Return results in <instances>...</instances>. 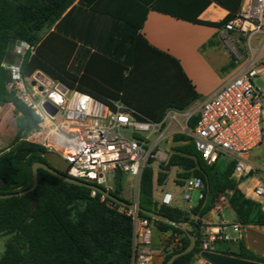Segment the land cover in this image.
Segmentation results:
<instances>
[{
	"label": "trees",
	"instance_id": "1",
	"mask_svg": "<svg viewBox=\"0 0 264 264\" xmlns=\"http://www.w3.org/2000/svg\"><path fill=\"white\" fill-rule=\"evenodd\" d=\"M84 1L75 5L77 0H0V64L10 60L15 46L27 43L35 47V53H27L23 60L24 76L41 71L102 102L121 101L140 121L162 122L168 110L186 111L200 99L179 62L152 47L140 34L147 4L152 0H131L144 10L141 19L106 13L109 19L102 18L97 30L106 33L62 30L63 23ZM212 3L228 11V15L220 22L199 20V15ZM152 4L161 13L221 30L239 16L243 0H193L186 14L166 10L160 2ZM91 11L98 12V4ZM54 25V30L42 37V32L50 31ZM4 103H12L18 115L15 143L0 152V195H10L32 187V166L47 163L48 151L24 139L38 126L32 112L10 92ZM198 119V115L190 119V129L195 128ZM172 140L179 146L173 149L162 171L177 168L179 185L183 180L200 178L205 186L204 200L198 201L199 206L190 212L154 201V189L164 184L167 174L159 172L155 178L154 160L150 159L141 177L139 204L191 227L190 234L195 235L197 245L174 264H195L200 259L205 239L202 220L215 210L222 196H226L239 224L264 228L260 204L240 189L244 179L233 178V162L221 173L217 163L208 165L203 160L191 137L175 134ZM115 194L121 198L122 187L116 188ZM119 207L109 199L102 202L100 194L92 197L91 190L40 169L35 190L0 199V236L12 235L0 264H131L133 225L128 216L118 211ZM142 216L156 230L183 235L182 245L168 254L163 264L189 246L190 240L182 230ZM216 253L264 264V257L250 251L244 239L238 241L236 252Z\"/></svg>",
	"mask_w": 264,
	"mask_h": 264
},
{
	"label": "built area",
	"instance_id": "2",
	"mask_svg": "<svg viewBox=\"0 0 264 264\" xmlns=\"http://www.w3.org/2000/svg\"><path fill=\"white\" fill-rule=\"evenodd\" d=\"M221 30L236 32L238 38L246 39L250 52L255 51L253 38L264 36V0H243L239 16ZM258 50L259 55L247 58L238 72L198 108L190 113L170 109L159 123L140 121L121 101L102 102L41 71L24 76L23 60L27 53H35V47L27 43L14 47V56L19 61L5 63L9 75L7 90L38 119L37 129L24 139L58 154L71 166V176L75 179L113 193L115 177L120 171L122 176L136 177L140 185L150 159L168 163L169 152L159 144L169 138L170 130L180 128L181 134L193 139L208 165L226 157L235 164L234 179L241 181L253 176L252 193L248 197L260 204L264 214V183L251 160L252 153L264 147V41ZM194 115L199 119L195 128L190 129L189 121ZM154 135L158 139L153 143ZM178 171L173 167L166 172L159 204L172 207L178 199L189 204L194 191L198 192V201L204 200L203 181L193 177L179 185L174 177ZM172 187L180 189V193H175ZM97 194L91 190L92 197ZM106 199L101 195L102 202ZM118 211L128 216L133 225L131 264H152L154 225L138 210L120 206ZM231 228L238 237L227 234L223 225L206 233L203 252L216 253V244L220 242L237 243L245 227L234 223ZM181 245L178 239L177 246Z\"/></svg>",
	"mask_w": 264,
	"mask_h": 264
},
{
	"label": "crops",
	"instance_id": "3",
	"mask_svg": "<svg viewBox=\"0 0 264 264\" xmlns=\"http://www.w3.org/2000/svg\"><path fill=\"white\" fill-rule=\"evenodd\" d=\"M98 1L85 0L81 8L66 23H63L62 30L84 31V33H106V31H97L101 28L99 22L102 18L108 20L109 15L116 13L122 14L123 17L141 19L145 14L144 10L136 7L135 3L131 0H104L101 3H97ZM152 1L151 4H147L148 11L145 14V21L140 30V34L152 47L179 62L183 72L200 96V99L192 104L195 108H198L205 100L212 97L225 82L234 76L245 62V60L240 59L234 47L230 45L229 38L235 33L222 32V30L217 28L183 21V17L181 16L173 17L155 10V5L152 4L154 2H160L166 10L186 14L193 0ZM97 4L98 12H92V7L97 6ZM227 15L228 11L212 3L203 10L198 19L205 22H220ZM54 28L55 25L50 31H43L41 34L42 37H46ZM158 173L155 171V178H157ZM162 173H166V171H162ZM164 184L155 187L154 197L156 193L160 194L161 197ZM159 201L160 199L156 202ZM179 208L183 209L182 207ZM215 210L220 211L221 208ZM213 213L214 210L208 213L202 220V223L207 226L206 231L203 227L205 234L213 231L217 225H223L225 232L229 234L228 230L231 228V224L238 223L237 220L233 223H227L225 221L217 223L214 220ZM255 229H260V227H245L241 239L246 241L247 248L250 251L264 257L262 255L264 250L249 240L250 233ZM261 229L264 230V228ZM155 235L158 236L155 238L153 246L154 258L152 264H163L166 257V254L163 252V240H166L167 237L159 230H156ZM235 244L237 247V243ZM252 245L257 247V252L252 250ZM199 264L205 263L201 260Z\"/></svg>",
	"mask_w": 264,
	"mask_h": 264
},
{
	"label": "rangeland",
	"instance_id": "4",
	"mask_svg": "<svg viewBox=\"0 0 264 264\" xmlns=\"http://www.w3.org/2000/svg\"><path fill=\"white\" fill-rule=\"evenodd\" d=\"M44 31H47L44 30ZM233 34L230 39V45L231 47H234L236 50L238 56L240 59L246 60L249 58L252 54L257 56L260 54V51L258 50L261 46V44L264 41L263 35H257L252 40V47L255 51L252 53L250 52L251 49L246 41L245 38L237 37V33L233 32ZM10 62L19 61L17 57L14 56V50L11 53ZM7 61H3V63L0 64V152L8 150L14 143L15 139L18 134V127H17V117L15 106L12 103H4L5 100L8 99V90H7V65L5 64ZM195 109V106L192 105L189 107L185 113H190ZM182 130L180 128H173L169 131V138L166 141H162L159 144L160 148H163L169 152V155L174 153L173 149L177 146H179L178 143L173 142L172 137L175 134H181ZM158 139V135H154L152 137V142L154 143ZM251 160L254 163V165L257 167V173L259 178L264 183V147H260L258 150L254 151L251 155ZM230 160L226 157H222L219 159V161L216 164V168L219 172H225L230 164ZM165 166V162H161L159 160H155L153 167L154 170L158 172H162V169ZM175 178H178V172L174 175ZM253 176H250L244 180H242L239 184L240 189L247 195L250 196L252 193V185H253ZM174 192H180V190L176 187L171 188ZM139 192H140V185L137 183V178L130 175V174H124L122 176V194L121 198L128 201V202H138L139 201ZM115 194V191H113ZM193 200L191 203L186 204L181 199H178L175 201V205L178 207H182L184 210L190 212L193 211L196 207L199 206L198 202V192L194 191L192 193ZM160 194H155L154 200L158 201L160 199ZM218 200V206L214 210V220L217 223H220L221 221H225L227 223H233L236 222V215L234 211L229 207L228 202L226 200V197ZM194 222L197 221V218L193 219ZM182 227H184L189 233L191 230V227L188 226V224H180ZM202 226L205 228L206 231V225L202 223ZM163 233L167 238L166 240H163V246H164V253L166 256L170 253H172L174 250L179 248L180 246H177V240L180 239L182 241L183 235L176 234L169 231H160ZM229 235L232 237H237L238 235L233 232L232 228L228 230ZM206 234H203V236ZM158 235L155 236V238ZM12 237V235H6V236H0V258L3 256L6 244L9 241V239ZM250 242L255 243L259 247H261L264 250V230L263 229H255L250 233ZM238 244V242H237ZM216 248L218 251H231L236 252L237 247L234 242H220L216 244ZM252 250L257 252V247L252 245ZM260 252V251H259ZM264 255V251L263 254ZM201 259L197 260L195 264H199Z\"/></svg>",
	"mask_w": 264,
	"mask_h": 264
},
{
	"label": "water",
	"instance_id": "5",
	"mask_svg": "<svg viewBox=\"0 0 264 264\" xmlns=\"http://www.w3.org/2000/svg\"><path fill=\"white\" fill-rule=\"evenodd\" d=\"M56 111L53 112L55 114ZM45 159L47 163H42V162H37L33 164L32 166V178H33V185L30 189L22 191L18 194H10V195H0V199H8L14 196H23L26 195L33 190H35L38 186V171L40 169H43L50 174L56 176L57 178L61 179L62 181H65L67 183H71L77 186H82L85 187L89 190H95L99 194L104 195L107 199L111 200L115 204L125 207L127 209L131 210H138L140 211L143 215L157 221L160 223H164L167 225H170L172 227H175L177 229L182 230L187 237L190 240L189 246L179 252L174 254L167 262L166 264H174L175 261L183 256H187L190 254L196 247L197 245V239L195 235L190 234L184 227H182L180 224H177L176 222L164 217L163 215L159 214L158 212L155 211H149L146 209H143L139 203L137 202H128L119 196H117L114 193L109 192L108 190H105L101 187H98L96 185H92L89 183H85L83 181H80L78 179H75L74 177L71 176V166L63 159L61 158L58 154L53 153V152H48L45 155ZM115 185L116 188H121L122 187V173L118 171L116 177H115ZM200 259L205 263V264H262L258 262H253L249 260H244L232 256H227V255H222L218 253H211V252H202L200 254Z\"/></svg>",
	"mask_w": 264,
	"mask_h": 264
},
{
	"label": "bare ground",
	"instance_id": "6",
	"mask_svg": "<svg viewBox=\"0 0 264 264\" xmlns=\"http://www.w3.org/2000/svg\"><path fill=\"white\" fill-rule=\"evenodd\" d=\"M253 183V182H252Z\"/></svg>",
	"mask_w": 264,
	"mask_h": 264
}]
</instances>
